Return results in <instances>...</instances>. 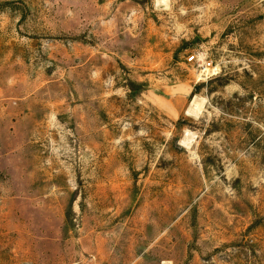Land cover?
Wrapping results in <instances>:
<instances>
[{
  "label": "rangeland",
  "instance_id": "374dc122",
  "mask_svg": "<svg viewBox=\"0 0 264 264\" xmlns=\"http://www.w3.org/2000/svg\"><path fill=\"white\" fill-rule=\"evenodd\" d=\"M165 262L264 264V0H0V264Z\"/></svg>",
  "mask_w": 264,
  "mask_h": 264
},
{
  "label": "built area",
  "instance_id": "2783aa9c",
  "mask_svg": "<svg viewBox=\"0 0 264 264\" xmlns=\"http://www.w3.org/2000/svg\"><path fill=\"white\" fill-rule=\"evenodd\" d=\"M199 59V56L197 54H193L189 57V61H197ZM202 70L201 73L204 76H212L216 70H214L213 62L207 61L202 64Z\"/></svg>",
  "mask_w": 264,
  "mask_h": 264
},
{
  "label": "bare ground",
  "instance_id": "6f19581e",
  "mask_svg": "<svg viewBox=\"0 0 264 264\" xmlns=\"http://www.w3.org/2000/svg\"><path fill=\"white\" fill-rule=\"evenodd\" d=\"M215 70H216V69H215ZM214 74H216V73L214 72ZM202 103H203V102H202L200 99L196 98V99L191 103V105H190V107H189V110L198 113V112L201 110V108H202ZM164 264H168V263L165 262Z\"/></svg>",
  "mask_w": 264,
  "mask_h": 264
}]
</instances>
